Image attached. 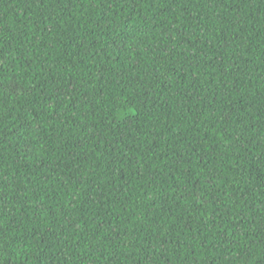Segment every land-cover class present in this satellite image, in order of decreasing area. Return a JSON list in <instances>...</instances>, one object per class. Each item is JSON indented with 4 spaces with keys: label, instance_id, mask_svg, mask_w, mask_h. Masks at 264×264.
Listing matches in <instances>:
<instances>
[{
    "label": "trees",
    "instance_id": "16d2710c",
    "mask_svg": "<svg viewBox=\"0 0 264 264\" xmlns=\"http://www.w3.org/2000/svg\"><path fill=\"white\" fill-rule=\"evenodd\" d=\"M0 264H264V0H0Z\"/></svg>",
    "mask_w": 264,
    "mask_h": 264
}]
</instances>
